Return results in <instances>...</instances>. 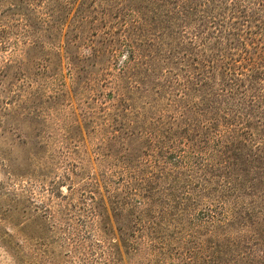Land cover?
I'll return each instance as SVG.
<instances>
[{
  "label": "rangeland",
  "instance_id": "rangeland-1",
  "mask_svg": "<svg viewBox=\"0 0 264 264\" xmlns=\"http://www.w3.org/2000/svg\"><path fill=\"white\" fill-rule=\"evenodd\" d=\"M139 16L0 0V264H206L207 217L235 199L209 160L227 78L212 38L139 32ZM263 38L240 37L253 58Z\"/></svg>",
  "mask_w": 264,
  "mask_h": 264
},
{
  "label": "trees",
  "instance_id": "trees-1",
  "mask_svg": "<svg viewBox=\"0 0 264 264\" xmlns=\"http://www.w3.org/2000/svg\"><path fill=\"white\" fill-rule=\"evenodd\" d=\"M124 3L141 14L134 26L139 32L153 26L163 35L167 34V27H173L192 41V35L213 39L215 52L208 55L206 64L220 69L227 78L226 87L219 89L216 96L212 94L215 107L220 111L230 109L233 117L222 116L226 136L214 149L216 154L211 151L209 160H213L223 179L222 196L228 190L235 199L228 204L226 216L207 217L210 246L206 264H264V46L253 58L240 39L242 33L264 37V0ZM192 15L197 16L199 23L190 28L187 24ZM5 33L0 28L2 38ZM208 168L211 170L207 165L204 170L209 172ZM224 198H228V193ZM239 198L253 199L240 203Z\"/></svg>",
  "mask_w": 264,
  "mask_h": 264
}]
</instances>
